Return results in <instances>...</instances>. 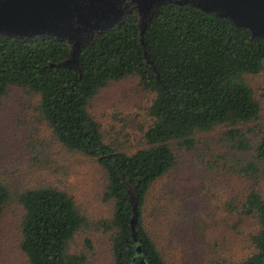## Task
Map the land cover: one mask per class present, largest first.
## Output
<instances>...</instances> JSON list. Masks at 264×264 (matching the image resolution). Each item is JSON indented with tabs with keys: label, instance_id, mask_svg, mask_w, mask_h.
Wrapping results in <instances>:
<instances>
[{
	"label": "trees",
	"instance_id": "16d2710c",
	"mask_svg": "<svg viewBox=\"0 0 264 264\" xmlns=\"http://www.w3.org/2000/svg\"><path fill=\"white\" fill-rule=\"evenodd\" d=\"M143 42L145 48L135 5L123 23L84 45L76 66L66 64L68 42L0 37V104L9 87L38 95L40 114L57 140L106 173L103 201L113 202V213L98 227L111 234L113 264H165L144 227L143 206L151 185L175 163L173 144L191 149L196 133L221 126L234 148L253 152L244 172H256L264 159V123L254 141L240 128L259 121L261 105L247 77H264V38L192 4L168 2L145 25ZM130 77L153 97L145 147L127 154L104 142L88 103L109 83ZM8 196L0 185V222ZM17 201L23 209L19 248L27 264H86L84 254L68 251L87 223L70 195L43 187L23 191ZM241 212L255 216L259 229L250 236L253 253L229 264H264V199L251 190Z\"/></svg>",
	"mask_w": 264,
	"mask_h": 264
},
{
	"label": "rangeland",
	"instance_id": "374dc122",
	"mask_svg": "<svg viewBox=\"0 0 264 264\" xmlns=\"http://www.w3.org/2000/svg\"><path fill=\"white\" fill-rule=\"evenodd\" d=\"M247 80L261 112L259 121L240 128L254 141L264 123V77ZM152 97L137 77L101 89L88 103V112L104 142L127 154L144 148ZM39 100L17 87H9L1 99L0 185L9 196L0 222V264H27L19 248L23 209L17 198L25 190L43 187L70 195L87 220L68 251L84 254L86 264H113L111 234L98 227L113 213V202L103 201L106 173L93 158L57 140L40 114ZM172 151V169L151 185L143 206L144 227L164 263L229 264L250 256V236L259 225L255 216H244L241 210L251 190L264 199V159L256 172H244L253 152L234 148L221 126L196 133L193 148L173 144Z\"/></svg>",
	"mask_w": 264,
	"mask_h": 264
},
{
	"label": "water",
	"instance_id": "95a60500",
	"mask_svg": "<svg viewBox=\"0 0 264 264\" xmlns=\"http://www.w3.org/2000/svg\"><path fill=\"white\" fill-rule=\"evenodd\" d=\"M168 2L192 4L205 13L230 19L253 37L264 38V0H0V37H45L68 42L71 54L66 64L76 66L84 45L96 34L123 23L131 5L139 12L141 44L145 48V25ZM135 222L136 212L132 230Z\"/></svg>",
	"mask_w": 264,
	"mask_h": 264
}]
</instances>
